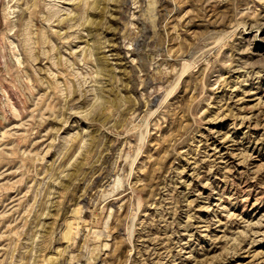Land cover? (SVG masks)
Wrapping results in <instances>:
<instances>
[{
	"label": "rangeland",
	"instance_id": "rangeland-1",
	"mask_svg": "<svg viewBox=\"0 0 264 264\" xmlns=\"http://www.w3.org/2000/svg\"><path fill=\"white\" fill-rule=\"evenodd\" d=\"M0 264H264V0H0Z\"/></svg>",
	"mask_w": 264,
	"mask_h": 264
}]
</instances>
